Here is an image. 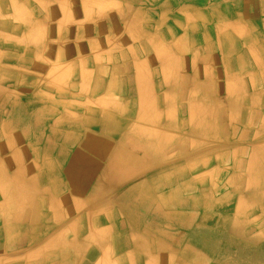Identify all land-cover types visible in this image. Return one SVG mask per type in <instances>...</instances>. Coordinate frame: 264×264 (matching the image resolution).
<instances>
[{"label":"bare ground","instance_id":"bare-ground-1","mask_svg":"<svg viewBox=\"0 0 264 264\" xmlns=\"http://www.w3.org/2000/svg\"><path fill=\"white\" fill-rule=\"evenodd\" d=\"M258 3L246 29L215 12L204 55L154 42L132 75L0 57V264H264ZM20 12L0 14V45Z\"/></svg>","mask_w":264,"mask_h":264},{"label":"crops","instance_id":"crops-1","mask_svg":"<svg viewBox=\"0 0 264 264\" xmlns=\"http://www.w3.org/2000/svg\"><path fill=\"white\" fill-rule=\"evenodd\" d=\"M259 1L0 0V14H8L9 10L21 7L22 15L21 21L9 22L2 28L8 41L0 45V57L36 61L38 68L25 70L41 74L52 65L57 67V72H77L80 69L93 72L99 65L107 64L118 73L124 71L132 75L137 61L146 62L147 56L152 59L154 42L157 43L155 47L188 60L204 55L199 54L203 49L200 43L202 34L209 40L214 39L216 17L223 26L246 29L250 22L254 23V20H248L249 5L256 3L253 5L255 9ZM200 23L205 26L203 33L199 29ZM82 24L90 28L97 25L100 31L96 37L91 33L81 35L79 26L82 27ZM38 30L41 32L38 33ZM35 33L38 34L33 35ZM178 41L185 47L181 52L175 45ZM93 42L98 45L96 53ZM18 67L25 68L24 64ZM135 202L139 209L147 205L139 200ZM115 217L117 222H124L122 215L116 214ZM122 231L128 232V229Z\"/></svg>","mask_w":264,"mask_h":264},{"label":"rangeland","instance_id":"rangeland-1","mask_svg":"<svg viewBox=\"0 0 264 264\" xmlns=\"http://www.w3.org/2000/svg\"><path fill=\"white\" fill-rule=\"evenodd\" d=\"M259 17V16H258ZM201 43V42H200Z\"/></svg>","mask_w":264,"mask_h":264}]
</instances>
